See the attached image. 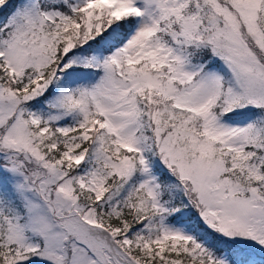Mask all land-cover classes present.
Masks as SVG:
<instances>
[{
    "label": "snow or ice",
    "instance_id": "1",
    "mask_svg": "<svg viewBox=\"0 0 264 264\" xmlns=\"http://www.w3.org/2000/svg\"><path fill=\"white\" fill-rule=\"evenodd\" d=\"M0 264H264V0H0Z\"/></svg>",
    "mask_w": 264,
    "mask_h": 264
}]
</instances>
